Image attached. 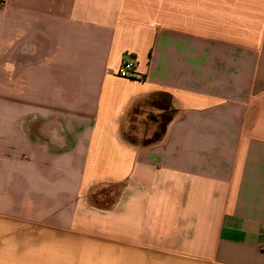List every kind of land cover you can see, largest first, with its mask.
Instances as JSON below:
<instances>
[{
    "label": "crops",
    "instance_id": "0c3cea01",
    "mask_svg": "<svg viewBox=\"0 0 264 264\" xmlns=\"http://www.w3.org/2000/svg\"><path fill=\"white\" fill-rule=\"evenodd\" d=\"M0 264H264V0H0Z\"/></svg>",
    "mask_w": 264,
    "mask_h": 264
},
{
    "label": "built area",
    "instance_id": "2783aa9c",
    "mask_svg": "<svg viewBox=\"0 0 264 264\" xmlns=\"http://www.w3.org/2000/svg\"><path fill=\"white\" fill-rule=\"evenodd\" d=\"M118 76L124 79H134L135 76V64L133 61H124L121 68L118 71Z\"/></svg>",
    "mask_w": 264,
    "mask_h": 264
},
{
    "label": "trees",
    "instance_id": "16d2710c",
    "mask_svg": "<svg viewBox=\"0 0 264 264\" xmlns=\"http://www.w3.org/2000/svg\"><path fill=\"white\" fill-rule=\"evenodd\" d=\"M167 122H168L167 119L163 121V124H162V126H161V130H160L158 133L155 134V136H154V138H153L152 140L147 141V143L154 142V141H157V140L160 139V137L162 136V134H163L164 131H165L166 123H167Z\"/></svg>",
    "mask_w": 264,
    "mask_h": 264
}]
</instances>
